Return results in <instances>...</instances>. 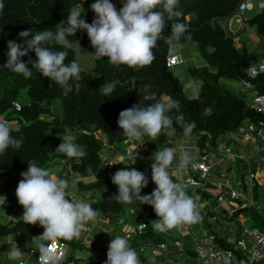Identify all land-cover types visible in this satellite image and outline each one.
<instances>
[{"label": "trees", "instance_id": "obj_1", "mask_svg": "<svg viewBox=\"0 0 264 264\" xmlns=\"http://www.w3.org/2000/svg\"><path fill=\"white\" fill-rule=\"evenodd\" d=\"M78 2L84 9V11L81 9L82 16L86 22L91 23L96 15L90 8L94 0H78ZM112 2L114 4V0ZM240 2L241 0H179L177 8L182 15L169 19L165 14L164 29L152 49L155 58L150 64L130 67L111 63L107 57L95 55L89 67L81 71V79L77 82L70 81L73 83V88L65 96L61 86L36 72L31 64L28 67L33 72L28 78L3 66L7 60L8 40L20 42L18 34L25 29L54 31L52 24L62 19L66 24L68 10L77 3V0H3V7H0V121L7 122L11 129V136L22 142L19 147L9 146L0 152V175L12 176L14 172L27 170V161H33L46 169L64 165L63 169H66L67 173H72L69 177H63L65 180L69 178L67 182L69 181L72 185L71 187L68 185L66 191L73 194L72 199L74 196L87 199L93 209L97 210V215L100 217L98 223L105 226L102 229L107 230L105 234L110 240L112 236H116L119 224L123 223L124 227L127 226L122 230L126 236L128 232L134 233V225L140 219H147L149 215L158 219L151 205L141 204L135 199L121 203L112 198L118 194V189L112 183V176L106 174L102 166L103 158L100 153L106 146L104 142L106 141L108 145L119 143L118 149H123L129 143L125 142L128 137L117 124L121 110L130 108L134 104L147 106L155 102L152 101L153 99L164 96L178 102V106L171 108L167 113L173 119L171 128L175 129L174 132H171V128H164L157 136L150 139L151 143L147 149H137L138 162L132 159L123 162L121 158H117L114 173L118 169L127 167L143 172L149 183L142 189L141 194H150L156 185L144 166L146 163L152 164L153 154L158 148L166 145L171 138L174 139L172 137L174 134L196 141L197 146L202 148L216 143L220 136L237 130L246 120L257 122L264 119V115L252 109L244 98L220 84L222 77L239 81L249 80L260 94H264V72L254 78L249 77L250 67L260 64L257 54L249 50L245 42H240L242 46L238 47L236 36L221 23V20L231 17L236 12ZM121 6L122 4L117 6V10ZM248 16L250 18L248 25L255 27L258 34L264 36V8ZM176 21L187 25V31L180 41L174 42L173 45L195 42L200 56L203 57L201 65L186 66L190 77L200 81V92L196 97H189L185 93L179 75L173 70L180 65H168V56L173 45L170 46L165 38L170 35L171 25ZM67 37L71 41L80 40L82 45H91L86 30H77L76 33H70ZM46 46L53 50L65 51L67 53L65 63L75 60L71 49L56 44L54 40ZM92 51L94 52L93 47ZM29 56L32 59L36 58L35 53L30 52L22 57V60L27 61ZM112 81L118 83L110 94L104 95L100 87ZM75 83L79 84L78 89ZM145 85L148 86V92L155 93L154 97L145 99V93L139 90ZM23 88L27 89L29 95V101L25 103L19 101ZM55 100H61L62 113L53 112L52 106ZM14 101L21 104L20 109L15 108ZM206 108H210L211 111L206 113ZM181 114L183 120L177 123L175 118ZM191 122H195V126L191 133L185 136L184 125ZM69 134L72 142L84 148L86 155L68 157L64 153L55 151L62 142V137ZM149 138L151 136L143 134L139 137V141L144 142ZM187 142L184 141V143ZM213 146L216 147V145ZM113 152L116 154L113 150L110 155ZM89 168L92 169L91 172L88 171ZM172 179L184 185L186 193L194 198L197 208L202 207L203 203L213 196L207 190L210 186L209 182L192 188L185 185L184 181L179 180L178 177L172 175ZM241 187L246 191L244 183ZM224 194L229 196L226 190ZM197 195L199 199H195ZM231 200L241 203L229 219H234L243 212L249 213L253 226L264 232V214L256 208L257 205L243 204L241 197L229 196L227 201ZM128 210L134 214L132 219L126 216ZM110 228L114 229L113 233H108ZM43 231L44 228L39 225V222L26 224L22 218L0 217V238L17 235L22 241L32 242ZM178 232L179 225L172 228L169 234L153 230L151 224L143 233H134L128 241L136 249L141 264H160L170 257L174 260H180L182 257L179 258L167 252L150 256L146 255L145 248L157 246L161 242L171 245L173 240L181 239ZM211 233L216 235L221 247L233 249L239 256L242 255L240 250L235 248L234 243L229 242L222 233L214 228H211ZM57 240L65 246L64 256L58 264H103L106 260L102 258L91 260L77 256L76 253L67 249V246L71 249L85 250L87 248L84 242L85 236L81 233L72 239L58 238ZM110 240L102 241L100 236L95 237L88 249L102 250V244L105 241L110 243ZM192 247V245L185 246V249L189 255L194 256ZM31 249L35 248L29 249L27 261L29 264H39V253L36 250L33 254L30 253Z\"/></svg>", "mask_w": 264, "mask_h": 264}, {"label": "clouds", "instance_id": "obj_2", "mask_svg": "<svg viewBox=\"0 0 264 264\" xmlns=\"http://www.w3.org/2000/svg\"><path fill=\"white\" fill-rule=\"evenodd\" d=\"M178 3L179 0H121L122 6L117 10L112 0H94L90 8L96 15L93 21L88 23L82 16L84 9L77 0V3L68 10L66 24H61L54 31L25 29L18 34L20 42L8 40L7 60L3 67L28 78L33 72L28 67L31 64L36 72L61 86L63 95L67 96L73 88L70 81L77 82L81 79L80 73L84 66L77 60L65 63L67 53L53 50L46 46L47 43L54 40L62 44L68 34L86 30L94 48L93 54L96 56L107 57L111 63L130 67L148 65L155 58L152 49L163 32L165 14L169 19L182 15L177 8ZM0 7H3V0H0ZM186 31L187 25L183 22L172 23L170 35L165 38L166 42L170 46L174 42H179ZM30 52H34L36 58L32 59L29 56L27 61L22 60V57ZM173 55L171 52L168 58ZM175 56L181 61L168 64L169 66L184 63L181 54ZM117 83V81L106 83L100 87V91L108 95ZM75 87L78 89L79 84L75 83ZM139 90L145 93V99L155 96V93L148 92L147 85ZM163 98L153 99L155 102L147 106L134 104L121 110L117 124L125 136L134 138L147 134L155 137L162 129L171 128L173 119L167 113L171 108L178 106V102ZM210 111V108L205 109L206 113ZM175 119L178 123L183 120V115ZM194 126L195 122L184 125L185 136L191 133ZM174 131L175 129L171 128V132ZM10 132L8 123L0 121V152L9 146H20L22 141L11 136ZM147 148L148 146L145 149ZM55 151L68 157L86 155L81 145L72 142L70 134L62 137V142ZM152 159L151 180L156 187L150 194H141L142 189L149 183L147 176L133 167H127L118 169L111 177L112 183L118 189V194L112 198L121 203L135 199L141 204L151 205L158 217L151 223L155 231L163 232L184 223L198 221L199 214L195 211L194 198L186 193L183 184L172 179L169 171L174 159L178 160V167H186L191 159L189 152L184 151L177 157L175 149L166 146L158 148ZM27 162V170L20 173L22 179L16 187L18 203L23 206L21 217L23 221L26 224L39 222L44 228L43 239L52 243L58 238L78 237L81 224L96 217L97 210L85 199H66L70 195L66 192L68 182L64 178L52 174L49 169L40 167L33 161ZM88 171L91 172L92 169L89 168ZM195 199H199V196L197 195ZM52 243L37 244L34 250L39 252V264H58L60 261L61 255L54 249ZM20 253L15 247L8 254L10 257H16ZM149 255L151 256L150 252ZM106 256L103 264H141L138 253L129 244L127 236H112Z\"/></svg>", "mask_w": 264, "mask_h": 264}, {"label": "crops", "instance_id": "obj_3", "mask_svg": "<svg viewBox=\"0 0 264 264\" xmlns=\"http://www.w3.org/2000/svg\"><path fill=\"white\" fill-rule=\"evenodd\" d=\"M241 32H239L238 33L239 35L236 37V40L240 42L243 36ZM258 35H259V37H257L258 39H261V38L264 39V36L260 34ZM240 46H242V43H240ZM174 49H175V46L172 47L171 51H174ZM172 54L176 55L179 53H172ZM180 54L184 60H188V58H186L183 53H180ZM262 55H264V51ZM261 62H264V56H263V61L260 60L259 63ZM197 64L201 65V63H198V62ZM243 89L251 91L253 93V97L255 93L258 92L255 89V87L253 86L248 87L245 83H244ZM164 98L166 100L168 99V97H164ZM252 101H253V98H252ZM252 101L250 104L247 101L246 102L251 106ZM246 121H249V120H246ZM175 140H176L175 138L174 139L171 138L169 141L174 142ZM138 141L139 140H136V143ZM188 143L189 142L184 143V146H180L181 150L183 151L181 150L180 152L178 151L177 148L179 146L174 148L176 151L177 157L184 151H188L191 156V159L189 161L190 163L193 160L200 159L202 155L208 154V163L211 166V170H210L211 173L209 176L210 180L219 181L222 178H228L240 190L242 189L241 184L244 183V185L246 186L245 187L246 191H244L243 189L242 191L244 195H246V193H248V195L246 197L247 199L246 200L243 199L242 201H248L247 205H254V206L257 205L256 208L259 211H261L262 214H264V136L259 137L256 135L255 132L236 133V130H235L233 132L227 133L226 135L220 136V138L216 140V143H211V145L207 147L204 146L202 148L201 147L199 148L197 146L196 141L190 142L193 145H188ZM213 145H216V147L219 146V148L222 149L221 152L217 151L215 153H211L212 148L215 147ZM170 147H173V146H170ZM228 147L232 148L234 155H227L224 153V150ZM55 168H58V169L55 171L53 170ZM63 168H64V165H56L54 167H50L49 170L52 174L54 175L57 174L56 176L61 177V178L72 174L71 172L67 173V170ZM182 169L183 168L178 167V160L174 159L172 164L170 165L169 171L174 177H178L177 175L180 173ZM252 171L254 172L258 171L259 173H258L257 178L252 179L251 181L249 180V174ZM6 176H7V179L9 177L14 178L13 176L8 175V174L0 175V189H1L0 190V200L7 204L8 206L7 208L11 207L12 209L11 210L7 209L5 212L1 211L2 214L0 217L2 218L7 217V219H21L22 214H23L22 212L23 206L18 203L16 192L12 198H9V195H11L9 194V192L11 191V189L9 188L10 186L9 181L11 180L5 179ZM180 176L183 177L182 175ZM21 179L22 177L20 176L18 180L20 181ZM4 182L8 183V188L6 189L2 187ZM68 185L70 187L72 186L70 185V182H68ZM207 190L210 191L213 194V196H210L203 203L202 207L195 208V211L199 214V219L196 222L200 224V229H198L196 236L195 235L194 236L198 237L202 235V232L204 230H209L211 232V228H214L218 232L222 233L223 236L226 237V239L229 242L235 243V241H237L238 239H241L239 235L240 233H243V229L246 227L247 221L248 222L250 221L248 227H254L253 220L250 214L243 212V213H240V215L235 217L234 219H229V217L236 210V208H231L233 207V204H231L230 207L228 206V208H225L223 206L225 201L219 202L217 200L215 188L212 185H210L207 187ZM232 201L234 200H231V202ZM207 217L213 221L211 222L210 220H207ZM222 225H224L223 228H222ZM80 228H82L83 230H86L85 231L86 237H88L89 240H92L90 236V232L87 231V230L90 231L91 228H89L88 226L85 228L83 223L81 224ZM189 228H190L189 223H184L183 224L184 231L182 233L178 232L179 235L183 237V233H185V230L191 232ZM113 230H114L113 228H110L108 230V233H113ZM116 232H117V229H116ZM164 232L171 234V229L166 230ZM102 233H107V230L102 229ZM191 234H195V233L191 232ZM185 240H187L185 242V246L192 245L189 242V240L191 241V235L186 236ZM91 242L92 241L85 240V243L88 245H91ZM15 247H17L21 253L20 255L16 257H10L8 253L11 249ZM31 247H33L32 242L22 241L17 235H9L5 238L4 237L0 238V255H3V258L0 257V261H3V263H0V264H14L16 261L26 260V257L28 256V250ZM95 250L96 249H92L91 256L88 258H90L91 260H97L98 258L107 259V256H106L107 251L100 250L101 252L96 255ZM149 250L150 248H145L144 251L146 252V255H149ZM36 251L38 252V250ZM177 261L178 260H174V264H176ZM188 262H189L188 264L195 263L193 259L188 260Z\"/></svg>", "mask_w": 264, "mask_h": 264}, {"label": "built area", "instance_id": "obj_4", "mask_svg": "<svg viewBox=\"0 0 264 264\" xmlns=\"http://www.w3.org/2000/svg\"><path fill=\"white\" fill-rule=\"evenodd\" d=\"M258 10L264 8V0L258 2ZM255 8L253 0H241L236 9V12L229 18L221 20V23L224 27H226L231 33H233L236 37L239 35L238 33L241 31H247L248 28V19L249 16L246 14L248 10ZM236 19V22L239 24V30L237 32L232 31V22ZM95 56V53H94ZM181 61L177 59V56L173 55L168 58V64L172 65ZM264 72V62H261L258 66H251L249 69V77L254 78L259 73ZM248 87H251L253 83L249 80L243 81ZM16 109L21 108V104L18 101L13 102ZM251 108L256 112L264 115V94H260L256 92L253 101L251 104ZM249 133L255 132L257 136H264V119H260L257 122L252 121H244L236 130V133ZM98 137V135H97ZM151 138L144 142L138 141L139 137L128 138L125 142H129L126 147L123 149H118L120 146L119 143H114L113 145H108L105 143V148L101 151L100 155L103 158V169L104 172L110 176L114 174L115 167L117 165V158H121L123 162L128 159H132L136 162L137 160V149H145L150 143ZM134 143L136 145L134 146ZM117 148V149H116ZM115 150L116 155L111 156V151ZM221 148L214 147L212 148L211 153L221 152ZM224 153L227 155H234L231 147H228L224 150ZM147 173L151 175V165L146 163L144 166ZM211 166L208 163V154H204L200 157V159L191 161L186 167L180 171L177 175L179 180H183L185 185L197 188L203 185V183H210L215 188L216 198L219 202H223L227 200L230 196L231 198L241 197L246 200V197L242 191L228 178H223L219 181H211L210 176ZM258 171L250 172L249 180L257 178ZM182 175L183 177H181ZM205 185V184H204ZM226 190L229 193V196L224 194ZM67 192V191H66ZM69 193V192H68ZM70 197L73 198V194L69 193ZM156 220L153 215H149L147 219H140L137 224L134 225V233H143L151 223ZM133 232H128L127 237L131 238L134 236ZM243 233L249 237V241L252 242L251 247L248 246L246 239L241 238L235 241L234 246L237 250H240L242 253L239 256L235 250L227 249L221 247V245L217 242L216 235L211 233L208 230H204L202 235L195 237V244H192L193 255H189V253L185 249V245L180 239L173 240L172 244L169 245L167 242H161L157 246L150 247L149 252L151 255H158L163 252L172 253L176 257L181 258L176 262V264H183L184 257L189 259H193L196 264H261L264 261V232L258 227H245L243 229ZM52 243V242H49ZM108 241H105L102 244V250L107 251L108 249ZM54 249L61 255V258L64 256L63 243L56 240L52 243ZM30 253H34V249H31ZM172 260V259H171ZM17 264H29L28 261H19Z\"/></svg>", "mask_w": 264, "mask_h": 264}, {"label": "rangeland", "instance_id": "obj_5", "mask_svg": "<svg viewBox=\"0 0 264 264\" xmlns=\"http://www.w3.org/2000/svg\"><path fill=\"white\" fill-rule=\"evenodd\" d=\"M259 1H263V0H253V3H254V6L255 8L251 9V10H248L247 11V14L248 15H254L257 13V10H258V2ZM121 4V0H114V5L117 7ZM232 28V31L233 32H237L239 30V24L236 22V19L234 18L233 20V24L231 26ZM241 34L243 35L242 36V40L241 42H245L247 44V47L249 48V50L257 53V56H258V59L263 61V56L262 53L264 51V39H258L257 37H259V35L257 34V31H256V28L255 27H252V26H248L247 28V31H243L241 32ZM237 41V46L239 47L240 46V41L236 40ZM175 46V49L174 51H171L172 53H183L184 56L186 58H188V60H185L184 63H182L180 66H177L175 67L173 70L179 75L180 77V80L184 86V91L185 93L189 96V97H196L198 95V93L200 92V81L198 80H193L189 73L187 72V68L186 66L187 65H190V64H197L198 63H202L203 62V57L200 56L199 54V51H198V46L195 42H190V43H182V44H179V45H173ZM198 65V64H197ZM220 84L225 87V88H230V90L236 94V95H239L241 97H244L246 99V101L250 104L251 101H252V98H253V93L249 90H245L243 89L244 88V83L242 81H239L237 79H233V78H228V77H222L220 79ZM165 99V98H164ZM166 100V99H165ZM19 101L21 102H28L29 101V95L27 93V89L26 88H23L20 92V95H19ZM52 110L53 112L55 113H62V102L61 100H55L54 103H53V106H52ZM1 118V116H0ZM172 137H174L176 140L173 142V141H169L166 145H163L162 147L160 148H163V147H166V146H173V148H176L177 146H179L177 149L178 151L180 152L181 150V147L180 146H184V141H188V145H193L191 144L190 142H192V140H188L186 137L180 135V134H174ZM187 139V140H186ZM136 145V143H134V146ZM183 151V150H181ZM116 154L113 152L111 154V156H115ZM60 168V167H59ZM58 168H55L53 170H57ZM20 173L21 172H14L12 174V176L14 178H11L9 177L7 179V176L5 177V179L7 180H11L9 181V188L11 189V191L9 192V198H12L13 195L15 194L16 192V187L18 185V182H19V178H20ZM57 175V174H56ZM67 177H69V175H67ZM213 178V177H211ZM223 179V178H222ZM67 180H70L69 178ZM66 180V181H67ZM69 182V181H68ZM2 187L4 189L8 188V183L4 182ZM1 190V189H0ZM248 193H246L245 197H247ZM67 199V198H66ZM69 199V198H68ZM74 199H84V198H80L77 196V198H75L74 196ZM87 200V199H85ZM240 201H225V203L223 204V206L225 208H228V206L230 207L231 204H233V207L231 208H238L240 206ZM243 204H248V201H243ZM7 204L3 201L0 200V215L2 214V212L6 211L7 209L11 210L12 208L9 207L7 208ZM23 212V210H22ZM126 216L128 218H131L134 216L133 213H130V210L127 211L126 213ZM207 220H210L208 217H207ZM99 221V215H97L96 217L90 219L89 221H86V222H83L85 228L88 226L89 228H91L90 231V236L92 238V240H89L88 237H86V233L84 231H82L83 227L80 228V233L82 236H85V240L87 241H93L95 239V237H99L100 236V239L103 241L104 239L105 240H110V238L105 234V233H102V228L105 227L103 226L101 223L99 224L98 223ZM211 222L213 220H210ZM250 222V221H249ZM249 222L247 221L246 223V227L249 226ZM123 225L125 224H119L118 227H117V234L116 235H121V236H124V231H122L124 228H127L124 227ZM224 225H222V228H223ZM81 227V226H80ZM189 229L191 230V232L195 233V234H191L190 231H186L185 230V233H183V237L181 236V241L183 243H185L187 240H185V237L188 236V235H191V241L189 240L190 244H195V236L198 232V229H200V224H198V222H194V223H189ZM234 229V228H233ZM183 224L179 225V232H183ZM195 235V236H194ZM239 237L241 238H244L246 239L247 243H248V246L251 247V244L252 242L249 241V237L246 236L244 233H240ZM84 240V242H85ZM48 243L50 241H46L43 239V236L42 234L35 237V239L32 241V246L34 248H36L37 244L38 243ZM92 243V242H91ZM65 248V246H64ZM89 248V245L87 244V248L85 250H81V249H71L70 247L67 246V249L70 250V252H74L76 253L77 256H82L84 258H88L91 256V253H92V249L88 250ZM101 251L100 250H95V254H99ZM1 258H3V255H0ZM173 261H172V260ZM188 260H190L189 258L187 257H184L183 259V263L184 264H188ZM172 261V262H171ZM1 262V261H0ZM160 264H174V258L173 257H170L169 259L166 260V262H160ZM261 264H264V261L261 263Z\"/></svg>", "mask_w": 264, "mask_h": 264}, {"label": "water", "instance_id": "obj_6", "mask_svg": "<svg viewBox=\"0 0 264 264\" xmlns=\"http://www.w3.org/2000/svg\"><path fill=\"white\" fill-rule=\"evenodd\" d=\"M61 24H64L63 19L60 22L52 24V28L56 29L57 27L61 26ZM56 44L58 43L56 42ZM58 45L63 46L66 49H71L74 52L75 60L79 61L81 65L84 66L82 70L87 69L94 59L92 46L90 44L82 45L80 40L71 41L67 37V39L62 44Z\"/></svg>", "mask_w": 264, "mask_h": 264}]
</instances>
